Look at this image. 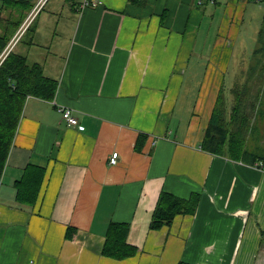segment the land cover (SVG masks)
<instances>
[{
    "label": "crops",
    "instance_id": "0c3cea01",
    "mask_svg": "<svg viewBox=\"0 0 264 264\" xmlns=\"http://www.w3.org/2000/svg\"><path fill=\"white\" fill-rule=\"evenodd\" d=\"M83 1L47 0L15 47L58 88L52 100L27 98L9 152L0 264H264V170L201 148L221 85L237 78L229 69L249 7L264 18V3ZM30 163L46 168L33 205L15 188ZM163 190L198 192L199 203L151 229ZM111 221L130 224L135 255L102 253Z\"/></svg>",
    "mask_w": 264,
    "mask_h": 264
},
{
    "label": "trees",
    "instance_id": "16d2710c",
    "mask_svg": "<svg viewBox=\"0 0 264 264\" xmlns=\"http://www.w3.org/2000/svg\"><path fill=\"white\" fill-rule=\"evenodd\" d=\"M3 14L0 18V182L10 149L29 96L46 100L55 97L58 80L48 76L39 62H31L27 55L15 49L6 54L7 47L35 5L34 0H1ZM142 0H131L141 2ZM260 36L264 38V30ZM260 47L255 50L259 55ZM247 80H236L230 89L222 84L211 119L204 132L201 148L216 155L229 157L264 170V58L247 71ZM245 75H241L243 78ZM244 81V82H243ZM229 92L233 95L228 100ZM46 168L30 163L22 177L15 182L18 202L33 205L37 202ZM200 199L198 192L182 197L163 190L152 214L150 228L160 229L173 222L180 214L196 211ZM72 230V229H71ZM130 224L111 221L108 225L102 253L124 259L133 256L138 249L128 241ZM72 236V232L67 233ZM179 264H186L181 262Z\"/></svg>",
    "mask_w": 264,
    "mask_h": 264
},
{
    "label": "rangeland",
    "instance_id": "374dc122",
    "mask_svg": "<svg viewBox=\"0 0 264 264\" xmlns=\"http://www.w3.org/2000/svg\"><path fill=\"white\" fill-rule=\"evenodd\" d=\"M254 3H252V4L254 5ZM262 5H264V4H262ZM1 6H2V1H0V18L3 14H5V13H3ZM252 7L253 6L249 7V12L247 13L246 18H245V22L243 23L241 34L239 35L238 40H236L237 42H236V45L234 47L232 64H231V68L229 69L230 75L234 71L238 72L236 80H239V79L247 80L249 78V75H247L248 69L250 67H253V66L259 64L260 59L264 58V52L260 53L259 55L255 54V50L257 48H260V47L264 48V38L259 35L260 30L261 29L264 30V18H263V15L261 12L257 15H254V13H252ZM219 18H220V16L218 15L214 19V21L211 23V31H212V29L213 30L217 29V25L219 23ZM209 23H210L209 20L207 23L204 22L203 26H202V30L205 31L206 29H208ZM29 33H31V31ZM28 35H30V34H28ZM210 37H211V35H210ZM28 38H30V36H27V38L25 37V40H28ZM16 42H18L17 38L13 41L11 46L13 47L16 44ZM241 62L243 65L248 63L249 67H242L241 69L239 68V66L235 67V66L239 65ZM239 71H241V72L239 73ZM242 74L245 75L243 78H241ZM230 75L228 77L229 81L232 80V77H230ZM236 80H235V82L230 83V86L228 87L230 89V91H231V88L234 87V83L237 82ZM229 81H228V83H229ZM230 95H231V100H232L233 95L231 93H230ZM261 128H262V130L264 129L263 123L261 125Z\"/></svg>",
    "mask_w": 264,
    "mask_h": 264
},
{
    "label": "built area",
    "instance_id": "2783aa9c",
    "mask_svg": "<svg viewBox=\"0 0 264 264\" xmlns=\"http://www.w3.org/2000/svg\"><path fill=\"white\" fill-rule=\"evenodd\" d=\"M47 0H38L36 5L33 7L31 12L29 13L28 17L20 27L19 31L9 44L6 50V54L14 47L11 46L13 41L17 38V40L20 38V36L26 31V29L29 27L35 16L38 14V12L43 8ZM259 3H264V0H255ZM102 3V0H84L81 3V7H87V6H98ZM11 46V47H10ZM59 110L61 111L63 119L69 124V125H77L78 124V118L73 114V110L70 107L67 106H60ZM119 153L117 151L113 152V154L110 157V163L115 164L118 161Z\"/></svg>",
    "mask_w": 264,
    "mask_h": 264
}]
</instances>
